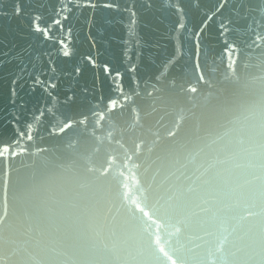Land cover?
<instances>
[{"label": "water", "instance_id": "obj_1", "mask_svg": "<svg viewBox=\"0 0 264 264\" xmlns=\"http://www.w3.org/2000/svg\"><path fill=\"white\" fill-rule=\"evenodd\" d=\"M0 264H264V0H0Z\"/></svg>", "mask_w": 264, "mask_h": 264}, {"label": "snow or ice", "instance_id": "obj_2", "mask_svg": "<svg viewBox=\"0 0 264 264\" xmlns=\"http://www.w3.org/2000/svg\"><path fill=\"white\" fill-rule=\"evenodd\" d=\"M17 11H19V10H17ZM70 54V51H65L64 52V55H69Z\"/></svg>", "mask_w": 264, "mask_h": 264}]
</instances>
